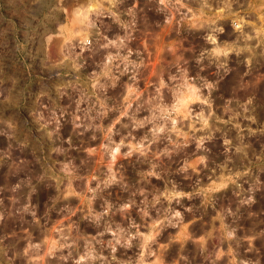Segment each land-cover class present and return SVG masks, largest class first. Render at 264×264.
<instances>
[{
    "label": "clouds",
    "instance_id": "9594fccd",
    "mask_svg": "<svg viewBox=\"0 0 264 264\" xmlns=\"http://www.w3.org/2000/svg\"><path fill=\"white\" fill-rule=\"evenodd\" d=\"M0 264H264V0H0Z\"/></svg>",
    "mask_w": 264,
    "mask_h": 264
}]
</instances>
